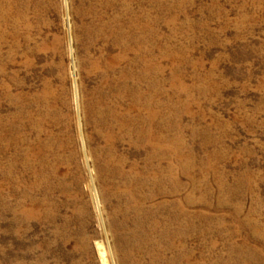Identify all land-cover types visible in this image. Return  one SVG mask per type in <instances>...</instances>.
<instances>
[{
    "label": "rangeland",
    "instance_id": "374dc122",
    "mask_svg": "<svg viewBox=\"0 0 264 264\" xmlns=\"http://www.w3.org/2000/svg\"><path fill=\"white\" fill-rule=\"evenodd\" d=\"M176 203L154 264H264V0H0V264H153Z\"/></svg>",
    "mask_w": 264,
    "mask_h": 264
},
{
    "label": "bare ground",
    "instance_id": "6f19581e",
    "mask_svg": "<svg viewBox=\"0 0 264 264\" xmlns=\"http://www.w3.org/2000/svg\"><path fill=\"white\" fill-rule=\"evenodd\" d=\"M127 30H123L121 29L120 27H112L110 28V33H111V36H112V33L115 34V38H116V41L117 43H120L121 41L123 42V52H121L119 55L117 56H114L113 57V61L112 63H108L106 65H104L108 70V71H111L113 66H115L116 64L120 63L121 61H126L128 64V70L127 72L125 73V78L129 81V80H132L134 77H133V59L130 57V55L133 53V49L131 47L132 45V37L131 35L127 34V32H125ZM125 41V42H124ZM107 72V71H106ZM115 72V71H114ZM122 78V77H121ZM115 79V78H114ZM125 79V80H126ZM117 80V79H116ZM120 81V80H119ZM113 85V84H112ZM117 90L118 88V98H121L122 96L124 97V93L128 96H130L129 98L132 99V102L130 104L127 105V107L124 109L125 112H119L117 113L118 111L115 110V108H110V110L112 111L113 113V119L114 120H118V121H122V126H126V125H129V126H132L134 123L138 122L139 120L141 122H143V119L141 118V116L139 117L138 119V116L136 118H133L132 117V113L134 112L135 110V107H136V100H137V97H135V95H133V92H132V89L129 85V83H126L124 86H123V89H120L119 87H117V84L116 86H114ZM122 87V86H121ZM110 89V88H109ZM124 92H122V91ZM115 91V90H114ZM138 91V90H137ZM142 93V92H141ZM127 96V97H128ZM147 96V95H146ZM117 98V99H118ZM126 98V97H124ZM128 98V99H129ZM123 99V98H122ZM121 99V100H122ZM145 99V98H143ZM149 99V98H148ZM147 99V102L146 104L149 106L150 105V102L149 100ZM120 100V99H119ZM130 100V99H129ZM124 106V105H123ZM147 106V107H148ZM113 107V106H112ZM137 108V107H136ZM118 109V108H117ZM144 110V109H143ZM132 114V115H131ZM150 114V112H149ZM142 115V114H141ZM145 116V115H144ZM121 127V126H120ZM110 128V127H109ZM151 128V126H150ZM150 128L148 129L147 127H143L140 130L138 129H134L133 131H135V134H137L139 136V139H140V136L143 138L145 144L148 146L152 140H150L151 138V130ZM115 129V128H114ZM120 129V128H119ZM123 129V128H122ZM121 129V130H122ZM126 129V128H125ZM132 129V128H131ZM130 130V129H129ZM123 131V130H122ZM132 132V131H131ZM112 133V132H111ZM126 133V132H125ZM118 135V134H117ZM116 136V135H115ZM128 136V135H127ZM9 144L7 143L5 145L8 146ZM159 173V172H158ZM164 174V173H163ZM125 175V174H124ZM130 181L132 183V185H137L138 184V187L140 189H143L144 186H147V185H150L152 186V189L151 192H150V196H154L156 197V195H165L168 194L169 192L165 191L164 189V186H163V183H164V179H163V176L161 177L160 175H158L157 173L155 172H149L147 173L146 176H143V177H139L138 175H133L131 174V177H130ZM167 179V178H166ZM133 187V186H132ZM164 188V189H163ZM176 191V190H175ZM141 192V191H140ZM171 192V191H170ZM134 193V192H133ZM136 193V192H135ZM144 195V194H143ZM172 196V195H170ZM175 196V195H174ZM177 204V203H176ZM177 212H175L174 216L164 222V224H161L162 221L158 220V219H153L151 222V226L149 225L148 227V231L152 234H158V240H154L153 242H151L152 244V257L154 259H152V263L154 264V262H157L159 261V258L160 256H164V254L162 253V251H158L161 249L160 247V243L159 241H163V240H166L167 241V246L169 248H173V247H179L180 244H181V240H182V237H183V231L178 228L179 224H180V219H181V216H180V210H179V206L177 204ZM175 223V224H173ZM147 231V232H148ZM145 232V231H144ZM156 237V236H155ZM148 238V237H147ZM147 240V239H146ZM150 240V238L148 239V241ZM99 251L102 252L103 249L101 248V246H99ZM141 248V246H136L135 247V250L138 251L139 249ZM127 256L131 257V251L128 250V252L126 253ZM102 256L104 257V253H102ZM165 257V256H164ZM122 264H125L126 261L125 259L123 258L121 261H120ZM165 264H179L178 262V257H176L175 259L171 260L170 262H167Z\"/></svg>",
    "mask_w": 264,
    "mask_h": 264
}]
</instances>
